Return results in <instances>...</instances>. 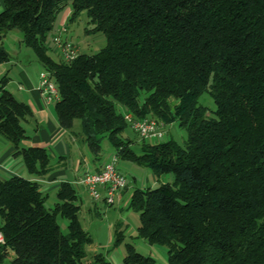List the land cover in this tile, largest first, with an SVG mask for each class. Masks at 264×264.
Segmentation results:
<instances>
[{
	"label": "trees",
	"instance_id": "16d2710c",
	"mask_svg": "<svg viewBox=\"0 0 264 264\" xmlns=\"http://www.w3.org/2000/svg\"><path fill=\"white\" fill-rule=\"evenodd\" d=\"M0 64L10 62L4 40L22 34L57 85L56 114L63 130L100 159L109 140L117 161L152 169L173 184L137 189L130 208L140 215L138 237L168 249V264H264V0H3ZM86 14L90 33L107 46L95 55L57 61L46 45L61 11ZM0 81V133L23 156L31 174L46 176L52 158L25 147L28 106ZM209 94L216 106L200 104ZM119 107L122 110H119ZM137 120L154 118L187 132L175 141L144 142L141 154L124 140ZM76 122L82 132H73ZM48 209L42 185L20 177L0 179V264H112L89 260L92 238L80 222L78 194L69 183ZM112 207V206H111ZM60 219L68 221L67 232ZM125 241L116 227L114 247ZM127 246L124 264H154Z\"/></svg>",
	"mask_w": 264,
	"mask_h": 264
},
{
	"label": "rangeland",
	"instance_id": "374dc122",
	"mask_svg": "<svg viewBox=\"0 0 264 264\" xmlns=\"http://www.w3.org/2000/svg\"><path fill=\"white\" fill-rule=\"evenodd\" d=\"M67 14L69 16V19L72 18L71 4L66 6L59 14L56 22V27L52 32L49 33L46 42L50 56L57 61H61L62 58L54 44V39L61 34V29L64 25V18ZM69 19L67 20L68 33L64 35V38L69 39L75 45H77L80 48L81 54L92 56L99 53L107 46V38L103 33H90L93 27L89 26V19L85 13L80 15L73 21H70ZM16 36H18L21 40L23 38L22 34L18 31H12L7 35L6 45L11 50L17 49L16 54H19L20 43L18 44ZM21 46H23V50H26L27 55L29 54V57H31L30 65L32 67H39L38 73L40 75V71H42L43 67L39 63L35 52L31 48L26 47L22 43V41ZM200 104L206 107L210 112H215L217 110V106L213 98L209 94H204L201 97ZM119 110L121 111L122 108L119 107ZM73 132L75 134H80L82 132L80 122L75 123ZM123 138L124 140L132 143V149L136 153L141 154L144 142L149 145H160L173 140L180 146H184V144L188 140V135L187 132L179 125L173 124L166 126L165 134L162 138L144 141L131 129V127L126 128L123 133ZM74 139L77 140V138ZM85 150L86 152H88V154L91 155L87 145L85 147ZM115 154V148L112 146L109 140L105 138L102 143V154L100 156V162H105ZM73 165L76 166V163ZM116 165L118 169L126 174L131 196L137 189H148L151 187L152 189H155L161 184H173L175 182V177L173 174H167L162 176L161 178H158L152 169L140 166L132 161L119 159ZM86 170L87 167L82 170L83 172L80 171L78 176H81ZM67 175L70 177L68 180L74 183V187L78 194V205L81 207V225L92 238V243L94 245L99 246L101 251L113 250L115 243L113 240V236L111 235V230L114 226L121 223L124 226L123 229L125 231V237L127 240L126 242H132L136 246L137 252L142 254L144 257L152 256L154 260H157L158 264H168V249L165 246L160 245L151 247L145 240L137 238V231L140 223V215L137 212H135L130 207L128 209L123 208L124 206L122 205L124 204H121L118 201L114 207H108V205H105L106 203L104 202L94 201L89 197L85 187L76 183V181H79V178L76 177V173L69 171ZM58 203L59 199L57 193H49L46 204L47 208L50 210L54 209ZM60 224L62 230L64 232H67L68 221L66 219H60ZM115 260H117L116 257ZM4 264H11L10 258H7Z\"/></svg>",
	"mask_w": 264,
	"mask_h": 264
},
{
	"label": "crops",
	"instance_id": "0c3cea01",
	"mask_svg": "<svg viewBox=\"0 0 264 264\" xmlns=\"http://www.w3.org/2000/svg\"><path fill=\"white\" fill-rule=\"evenodd\" d=\"M3 11L4 2L3 0H0V15ZM68 14L64 18V25H67V20L69 19ZM16 40L18 41V44L20 43L19 54H16L17 49L11 50L7 47L6 39L4 40V47L10 53L11 58L9 63L0 64V81L5 76H8L9 83L7 85V89L17 100L26 104L30 110L29 115H27L26 119L23 121V126L28 136V139L24 142V146L43 148L47 150L52 158V170L46 176L31 174L25 166L23 156L18 152L11 141L0 133V179L4 180L11 177H20L38 182L42 185L43 192L47 195L53 192L58 194V191L64 183L71 184L75 189L74 183L68 180L70 178L67 175L69 171L77 174L76 177L79 178V181H76V183L79 184L87 173H96L101 171L105 164L111 162L116 155H112L105 162L101 163L100 159H96L86 152L85 143L76 141V139L71 136L69 131L62 129L56 114V103L48 105L39 90V67H32L30 65L31 57H29V54L27 55L26 50H23V46H21V39L16 36ZM43 71L44 69L42 68L40 74ZM75 163L76 166L73 165ZM86 167L87 170L84 171L81 176H78L79 172L84 170ZM118 170L126 176L123 171L120 169ZM131 199L132 196L129 192L128 183L127 188L118 195L116 203L118 201L121 204H124L122 205L124 206L123 208L128 209ZM119 225H122V230L124 231V226L121 223L112 228L111 235L113 236L114 243L116 227ZM137 238L140 239L138 237V231ZM126 241L125 237V241L122 245L117 248L114 247L113 250L109 251H101L99 246L92 243L87 248L89 260H91L95 255L103 254L112 264H124L127 254V246L133 244L132 242ZM134 247L136 249L135 245ZM115 257L117 260H115ZM150 257L153 258L152 256ZM7 258H10V262L12 264L15 254L10 252ZM5 261L1 264H4ZM154 264H158L157 260H155Z\"/></svg>",
	"mask_w": 264,
	"mask_h": 264
},
{
	"label": "built area",
	"instance_id": "2783aa9c",
	"mask_svg": "<svg viewBox=\"0 0 264 264\" xmlns=\"http://www.w3.org/2000/svg\"><path fill=\"white\" fill-rule=\"evenodd\" d=\"M68 33L67 25H63L61 34L54 39V44L63 61L72 62L80 56V48L72 41L64 38ZM48 105L60 101V93L52 75L43 71L40 74V87ZM126 120L131 129L144 141L162 138L165 127L154 118L137 120L132 115H126ZM117 158L105 164L104 168L96 173H87L79 183L87 190L91 199L96 202H104L108 206H114L118 195L127 188L128 180L117 169ZM6 245V239L0 230V246Z\"/></svg>",
	"mask_w": 264,
	"mask_h": 264
}]
</instances>
